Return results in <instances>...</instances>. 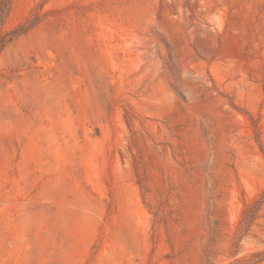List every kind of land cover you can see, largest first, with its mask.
Segmentation results:
<instances>
[{
  "label": "rangeland",
  "instance_id": "obj_1",
  "mask_svg": "<svg viewBox=\"0 0 264 264\" xmlns=\"http://www.w3.org/2000/svg\"><path fill=\"white\" fill-rule=\"evenodd\" d=\"M6 5L0 264H264V0Z\"/></svg>",
  "mask_w": 264,
  "mask_h": 264
},
{
  "label": "trees",
  "instance_id": "obj_2",
  "mask_svg": "<svg viewBox=\"0 0 264 264\" xmlns=\"http://www.w3.org/2000/svg\"><path fill=\"white\" fill-rule=\"evenodd\" d=\"M7 0H1L0 2V26L3 22L4 16H5V8L7 7L6 5ZM25 28L23 26H19L18 28L12 29L11 31H9L8 33H6V35L4 37H2L0 39V44L8 42L9 40H11L14 36L25 32ZM172 88L179 94L181 95V93L179 92L178 88L174 85H172ZM264 201V197L261 198V200H254L252 205H246L245 210L243 211V216L244 218H249L253 216V212H255L258 208V206ZM260 254V253H259Z\"/></svg>",
  "mask_w": 264,
  "mask_h": 264
}]
</instances>
